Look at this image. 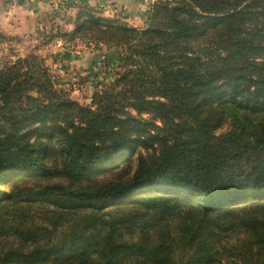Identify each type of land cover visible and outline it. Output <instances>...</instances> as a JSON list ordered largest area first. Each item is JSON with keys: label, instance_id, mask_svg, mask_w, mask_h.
Segmentation results:
<instances>
[{"label": "trees", "instance_id": "1", "mask_svg": "<svg viewBox=\"0 0 264 264\" xmlns=\"http://www.w3.org/2000/svg\"><path fill=\"white\" fill-rule=\"evenodd\" d=\"M67 34L118 70L84 106L40 55L0 64V264H264V0Z\"/></svg>", "mask_w": 264, "mask_h": 264}, {"label": "rangeland", "instance_id": "2", "mask_svg": "<svg viewBox=\"0 0 264 264\" xmlns=\"http://www.w3.org/2000/svg\"><path fill=\"white\" fill-rule=\"evenodd\" d=\"M155 1L0 0V64L36 53L45 59L59 88L74 101L89 106L94 93L113 82L118 70V57L103 43L79 37L72 39L67 34L75 29L79 11L93 9L101 16L144 28ZM7 13H11L9 25L2 19ZM15 21H25V30L34 32L17 35L20 30L11 27L15 26ZM230 129L231 121H228L217 133ZM156 148H143L141 151L150 156ZM134 159L131 173L138 162L137 158Z\"/></svg>", "mask_w": 264, "mask_h": 264}, {"label": "crops", "instance_id": "3", "mask_svg": "<svg viewBox=\"0 0 264 264\" xmlns=\"http://www.w3.org/2000/svg\"><path fill=\"white\" fill-rule=\"evenodd\" d=\"M11 14V13H10ZM9 13H7V14H5L3 17H2V19L4 18L5 19V22H6V24H8L9 22V15H10ZM13 14V13H12ZM31 16H33L32 14H31ZM16 22V24H15V26H12L11 25V27H12V29H17V30H20V31H18V32H16V34L17 35H24V34H26V33H33L34 31L32 30V29H30L31 31L30 32H28V30H25V27H24V24H25V21H22L21 23H18V21H15ZM20 24H21V26H20ZM9 25V24H8Z\"/></svg>", "mask_w": 264, "mask_h": 264}]
</instances>
